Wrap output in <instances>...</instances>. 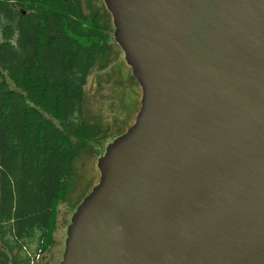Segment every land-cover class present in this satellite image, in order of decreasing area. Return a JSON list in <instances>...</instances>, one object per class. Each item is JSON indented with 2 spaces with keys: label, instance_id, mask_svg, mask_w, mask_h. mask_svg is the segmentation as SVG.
<instances>
[{
  "label": "water",
  "instance_id": "95a60500",
  "mask_svg": "<svg viewBox=\"0 0 264 264\" xmlns=\"http://www.w3.org/2000/svg\"><path fill=\"white\" fill-rule=\"evenodd\" d=\"M140 90L59 264H264V0H103Z\"/></svg>",
  "mask_w": 264,
  "mask_h": 264
},
{
  "label": "trees",
  "instance_id": "16d2710c",
  "mask_svg": "<svg viewBox=\"0 0 264 264\" xmlns=\"http://www.w3.org/2000/svg\"><path fill=\"white\" fill-rule=\"evenodd\" d=\"M122 55L103 0H0V264H49L76 161L134 122L140 87ZM121 67L135 87L102 94ZM100 73L110 102L89 116L86 84Z\"/></svg>",
  "mask_w": 264,
  "mask_h": 264
},
{
  "label": "rangeland",
  "instance_id": "374dc122",
  "mask_svg": "<svg viewBox=\"0 0 264 264\" xmlns=\"http://www.w3.org/2000/svg\"><path fill=\"white\" fill-rule=\"evenodd\" d=\"M122 58H124L123 55ZM115 68V66H111L109 69L110 72L113 73L115 71ZM120 69L122 71V78L124 81L119 77L118 74H114L115 77L116 75L118 76L115 79L116 83L104 87L102 89V94H106L108 90H113L115 87L118 86H123V89L126 88V90L129 88H133V86L135 87V84L131 79L130 73L129 75L127 73V68L125 69V67H121ZM98 80L105 82L108 80V75L101 73L99 75L93 74L88 78L86 84L87 103L84 111L89 116L99 115L102 110V106H107V104L110 102V99H108L107 97L108 95H105L104 99L100 97L101 94L97 89ZM126 98L128 99V101L131 102L132 94L127 95ZM131 122L132 120L128 118L127 120H124L121 126L125 128L130 125ZM102 152V149L94 147L92 151H88L84 153L81 157H79L75 163L74 171L75 179L77 178V181L74 186L75 188H73V190L71 191L69 201L58 206V223L56 231L54 232L55 243L48 250L47 253L49 264H59L62 259L65 247V238L67 236L68 224L77 205L82 200V198L86 194H88L90 189L95 185L96 178L99 177L97 160L99 156L103 154Z\"/></svg>",
  "mask_w": 264,
  "mask_h": 264
}]
</instances>
